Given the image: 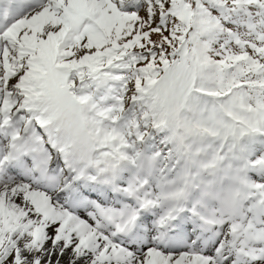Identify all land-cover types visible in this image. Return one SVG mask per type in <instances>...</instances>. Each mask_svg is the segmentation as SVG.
Instances as JSON below:
<instances>
[{
    "label": "snow or ice",
    "instance_id": "1",
    "mask_svg": "<svg viewBox=\"0 0 264 264\" xmlns=\"http://www.w3.org/2000/svg\"><path fill=\"white\" fill-rule=\"evenodd\" d=\"M0 264H264V0H0Z\"/></svg>",
    "mask_w": 264,
    "mask_h": 264
}]
</instances>
